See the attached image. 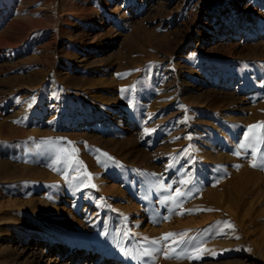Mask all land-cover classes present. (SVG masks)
<instances>
[{
	"label": "rangeland",
	"instance_id": "rangeland-1",
	"mask_svg": "<svg viewBox=\"0 0 264 264\" xmlns=\"http://www.w3.org/2000/svg\"><path fill=\"white\" fill-rule=\"evenodd\" d=\"M261 122L264 0H0V264H264Z\"/></svg>",
	"mask_w": 264,
	"mask_h": 264
},
{
	"label": "snow or ice",
	"instance_id": "snow-or-ice-1",
	"mask_svg": "<svg viewBox=\"0 0 264 264\" xmlns=\"http://www.w3.org/2000/svg\"><path fill=\"white\" fill-rule=\"evenodd\" d=\"M118 75H120V74H118ZM123 91V90H122ZM256 127H260V128H262V129H264V122H261L260 124H258V125H250L249 126V133H251L252 132V130L254 129V128H256ZM248 134H246L245 135V141H247L248 140ZM260 144H264V135H261L260 136V138H259V141H258ZM246 145H245V143H241L240 144V147L241 148H244ZM254 150H256L255 148H254ZM98 151V150H97ZM236 155H239V153L237 152V153H235ZM104 155L107 157V154L106 153H104ZM108 159H111V157H107ZM252 167H256L257 165L255 164V163H253L252 165H251ZM93 187H94V185H93ZM176 195L177 196H180V195H182V193L179 191V190H177V192H176ZM189 211H191V210H189ZM181 214H183V213H181ZM165 219H167L168 217H164ZM226 227H228V228H232L233 226L231 225V224H226ZM173 234H171V233H168V234H164L162 237H161V239L162 240H166V239H168L170 236H172ZM153 243H156V241H153ZM167 258V257H166ZM194 258H199V256H196V257H194Z\"/></svg>",
	"mask_w": 264,
	"mask_h": 264
},
{
	"label": "bare ground",
	"instance_id": "bare-ground-1",
	"mask_svg": "<svg viewBox=\"0 0 264 264\" xmlns=\"http://www.w3.org/2000/svg\"><path fill=\"white\" fill-rule=\"evenodd\" d=\"M114 115V114H113ZM139 178H141V176L139 177ZM103 181H105V179L103 180ZM103 183V182H102ZM133 210V206H128L127 208H126V210ZM46 246V245H45ZM51 247V246H50ZM37 249H40V248H37ZM62 250V249H61ZM60 249L59 250H57L58 252H60L61 251ZM36 252H38V251H33V254H35ZM54 252H56V250L54 251ZM81 252V251H80ZM80 252H79V254H80ZM78 254V251H75V250H71L70 248H68V251H67V253H65V255L64 254H56V255H54V264H74L73 263V259H74V256L75 255H77ZM78 254V255H79ZM58 256H60V258H58ZM82 256H84V254L82 253V254H80L79 255V257H82Z\"/></svg>",
	"mask_w": 264,
	"mask_h": 264
}]
</instances>
